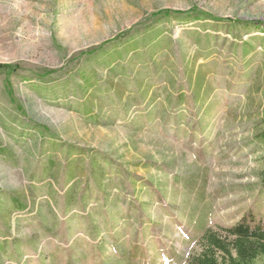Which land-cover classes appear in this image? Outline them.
Here are the masks:
<instances>
[{
    "label": "rangeland",
    "instance_id": "1",
    "mask_svg": "<svg viewBox=\"0 0 264 264\" xmlns=\"http://www.w3.org/2000/svg\"><path fill=\"white\" fill-rule=\"evenodd\" d=\"M263 130L264 0H0V264L264 224Z\"/></svg>",
    "mask_w": 264,
    "mask_h": 264
},
{
    "label": "trees",
    "instance_id": "2",
    "mask_svg": "<svg viewBox=\"0 0 264 264\" xmlns=\"http://www.w3.org/2000/svg\"><path fill=\"white\" fill-rule=\"evenodd\" d=\"M260 138L264 140V130ZM260 183L264 189V171ZM198 247L183 264H257L264 258V224L249 213L231 227L206 229Z\"/></svg>",
    "mask_w": 264,
    "mask_h": 264
}]
</instances>
